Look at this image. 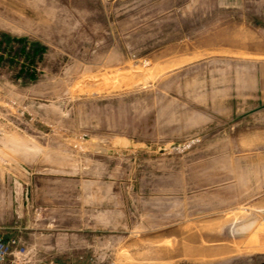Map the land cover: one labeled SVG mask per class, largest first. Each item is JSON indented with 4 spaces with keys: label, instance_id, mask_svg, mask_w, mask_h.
Listing matches in <instances>:
<instances>
[{
    "label": "rangeland",
    "instance_id": "obj_1",
    "mask_svg": "<svg viewBox=\"0 0 264 264\" xmlns=\"http://www.w3.org/2000/svg\"><path fill=\"white\" fill-rule=\"evenodd\" d=\"M245 58L264 0H0V234L59 264H264Z\"/></svg>",
    "mask_w": 264,
    "mask_h": 264
},
{
    "label": "built area",
    "instance_id": "obj_2",
    "mask_svg": "<svg viewBox=\"0 0 264 264\" xmlns=\"http://www.w3.org/2000/svg\"><path fill=\"white\" fill-rule=\"evenodd\" d=\"M0 264H59L51 258L33 259L19 237L0 234Z\"/></svg>",
    "mask_w": 264,
    "mask_h": 264
},
{
    "label": "crops",
    "instance_id": "obj_3",
    "mask_svg": "<svg viewBox=\"0 0 264 264\" xmlns=\"http://www.w3.org/2000/svg\"><path fill=\"white\" fill-rule=\"evenodd\" d=\"M245 59H242L247 62V68L245 69L255 81L252 82L251 86H248L247 89L243 90V93H251V98L256 99L255 101H257L256 105H261V103H264V80L260 79L261 77H264V59Z\"/></svg>",
    "mask_w": 264,
    "mask_h": 264
}]
</instances>
